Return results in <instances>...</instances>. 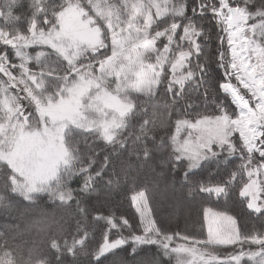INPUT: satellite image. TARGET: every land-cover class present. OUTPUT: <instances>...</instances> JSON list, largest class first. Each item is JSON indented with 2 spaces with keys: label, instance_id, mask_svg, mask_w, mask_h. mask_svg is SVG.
I'll list each match as a JSON object with an SVG mask.
<instances>
[{
  "label": "snow or ice",
  "instance_id": "obj_1",
  "mask_svg": "<svg viewBox=\"0 0 264 264\" xmlns=\"http://www.w3.org/2000/svg\"><path fill=\"white\" fill-rule=\"evenodd\" d=\"M0 44V211L29 213L47 196L75 220L74 232L40 220L45 236L31 243L6 228L0 264H264V0H192L190 14L188 0H3ZM194 94L205 107L195 120ZM173 114L175 132L159 136ZM145 168L190 196L238 188L260 226L205 209L197 238L173 223L182 199L156 218ZM129 183L138 223L110 211Z\"/></svg>",
  "mask_w": 264,
  "mask_h": 264
},
{
  "label": "trees",
  "instance_id": "obj_2",
  "mask_svg": "<svg viewBox=\"0 0 264 264\" xmlns=\"http://www.w3.org/2000/svg\"><path fill=\"white\" fill-rule=\"evenodd\" d=\"M3 0H0L2 3ZM25 5L30 3V0H24ZM189 5V14L191 13V5L192 0H188ZM153 11H155L153 9ZM209 47L215 51L216 42H213L209 45ZM4 46L0 44V49H3ZM9 51H11L9 49ZM29 52L32 50L29 49ZM12 59L18 64L19 61L12 56ZM195 60H193V64H195ZM210 70L213 76L222 77L223 72L222 70H217L216 65H211ZM18 74V73H17ZM2 73H0V77H2ZM6 79L5 77H3ZM22 94V93H21ZM203 97L201 96L200 100L195 98V94L193 95V103L198 104V108H191L188 109L189 116L191 119L195 120L197 118V113L204 112L205 107L202 103ZM181 108H184V105H181ZM150 110V109H149ZM208 113L211 114L213 111V107L210 106L207 109ZM165 119H168L167 114H165ZM177 117L173 114L171 117V125L168 128H158L159 136H168L171 132H175V119ZM136 125L138 129L137 121L132 122ZM180 135L186 136L187 132L181 131ZM236 135V134H235ZM237 136V135H236ZM238 138V136H237ZM101 144L102 142H97ZM107 151L111 152V148L109 147ZM101 159L103 158V154H101ZM115 158V157H114ZM123 158H127V153H124ZM133 158V163H134ZM119 160H117V164ZM239 163L238 160H234L233 164L229 165V171L235 166V164ZM111 172V169H109ZM198 174L193 177L194 180H205L213 179L219 180L220 176L213 174L209 177L208 172H200L197 170ZM223 173H221L222 175ZM107 179V177H105ZM246 179V177H245ZM140 182H147L149 187L151 188L150 196V210L154 212L156 218H167L169 214L173 211L174 205L176 204L178 199L183 200V209L179 214L178 218H174L173 223H176V219L179 222V229L185 230L190 233H194L197 238H200V233L203 231L204 236L203 238H207V227L204 220V210L209 209L215 213H226L228 215L233 216L236 218L241 224L244 222L248 223V226L251 227L252 224L255 222L257 227H259V222H256L254 217L249 218L247 216V209L240 203L241 198L238 195L239 189H236L235 194H230L229 196H220L219 198L216 196L207 197L206 194L203 196L201 195H194L190 196L188 194V186L183 185L182 180L180 179H173V177L169 174L164 178L156 177L152 173H150L146 168L143 169L140 173ZM123 183V181H122ZM73 188L78 186V182H73L71 185ZM131 183L128 184V189L123 192H115L113 193V199L115 201V206L110 209L117 217H119L122 213H126L131 216H136L137 223L139 222V217L135 212V208L132 206L131 202ZM71 210L60 209L57 208L50 200H48L47 196H44L39 204V207L34 209L33 211L25 214H21L20 211L13 210L8 213L0 211V232L5 231L6 228L8 229H19L18 235L20 239L17 241L18 243L28 242L31 243L33 240H39L40 237L45 236V233H39V228L41 225L38 223L40 220L45 219L47 217H56L57 220H63L64 227L66 230L69 228V222L71 224V231H75V220H71L69 213ZM105 214H107V210H105ZM56 226L53 225L47 234H52L56 231ZM176 230V229H174ZM103 238V232L101 228L98 226L95 230H90L89 239L94 241L93 244L90 245L89 251L92 250V247L96 246V243L101 242ZM71 239V236H69ZM245 250L248 249V246L245 245ZM221 252L224 251H232V246H229L227 249L223 247L220 249ZM49 257L53 259L54 262V254L49 253ZM112 258L109 257V261ZM71 260V257H66L65 264ZM81 264H88V258L80 257Z\"/></svg>",
  "mask_w": 264,
  "mask_h": 264
},
{
  "label": "rangeland",
  "instance_id": "obj_3",
  "mask_svg": "<svg viewBox=\"0 0 264 264\" xmlns=\"http://www.w3.org/2000/svg\"><path fill=\"white\" fill-rule=\"evenodd\" d=\"M2 75H3V74H2ZM5 78L7 79V77H5ZM14 91H18V89H17V90H14ZM21 95H22V94H21ZM236 135L238 136V133H237ZM212 213H215V212L210 211V212H209L210 217H211V214H212ZM224 223H226V221H225Z\"/></svg>",
  "mask_w": 264,
  "mask_h": 264
}]
</instances>
